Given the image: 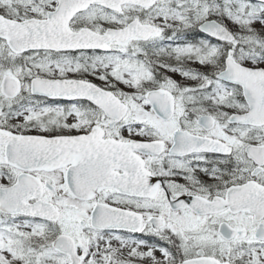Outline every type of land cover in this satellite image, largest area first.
Segmentation results:
<instances>
[{
    "label": "snow or ice",
    "instance_id": "1",
    "mask_svg": "<svg viewBox=\"0 0 264 264\" xmlns=\"http://www.w3.org/2000/svg\"><path fill=\"white\" fill-rule=\"evenodd\" d=\"M0 264H264V0H0Z\"/></svg>",
    "mask_w": 264,
    "mask_h": 264
}]
</instances>
